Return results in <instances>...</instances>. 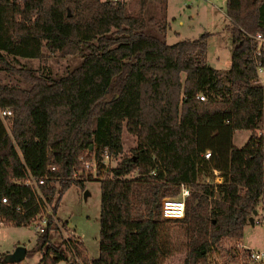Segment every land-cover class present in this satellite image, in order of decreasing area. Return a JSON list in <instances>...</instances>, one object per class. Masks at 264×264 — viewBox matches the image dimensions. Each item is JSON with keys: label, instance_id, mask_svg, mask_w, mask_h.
<instances>
[{"label": "trees", "instance_id": "trees-1", "mask_svg": "<svg viewBox=\"0 0 264 264\" xmlns=\"http://www.w3.org/2000/svg\"><path fill=\"white\" fill-rule=\"evenodd\" d=\"M138 3L132 15L124 0H0V73L13 80H0V110L11 112L0 119V222L34 223L38 201L21 181L45 175L39 191L52 217L24 255L36 264H161L172 224L184 239L183 264H208L211 252L229 255L225 242L237 244L258 205L264 211V87L255 77L264 42L255 55L254 41L264 34V0L224 1L225 71L207 62V33L166 43L165 0ZM75 54L62 75L48 69L49 56ZM244 130L248 140L234 147V132ZM123 132L135 140L128 154ZM91 160L100 188L121 195L120 223L99 235L95 259L53 224L65 191L84 190L86 179L72 174ZM180 185L188 189L183 218L165 220L160 201Z\"/></svg>", "mask_w": 264, "mask_h": 264}, {"label": "rangeland", "instance_id": "rangeland-1", "mask_svg": "<svg viewBox=\"0 0 264 264\" xmlns=\"http://www.w3.org/2000/svg\"><path fill=\"white\" fill-rule=\"evenodd\" d=\"M157 2V0H147ZM139 0H125L127 11L136 15L139 11ZM166 18L169 28L165 33L167 44H173L182 40H194L201 34L210 32L213 34L207 39L206 59L211 67H215L214 60L220 56L223 60L229 59V34L226 30L227 19L224 15L223 0H165ZM79 55L60 58L56 55L48 57L47 67L56 76H60L68 68L73 67L79 61ZM229 61V60H228ZM37 67L36 61H31ZM0 80L3 83L13 82L5 74L0 73ZM264 127V113L263 123ZM263 134L264 132L260 129ZM249 138L248 131H240L235 134L233 146L241 148ZM134 138L125 132L122 133V149L128 154L134 146ZM109 165H112L111 161ZM77 174H82L84 190L70 187L62 195L57 213L56 228L63 239L73 238L83 245V254L87 259H95L99 255L98 238L101 231L107 232L110 228L118 225L121 219L120 197L111 190H102L99 186L104 176H93L87 178L83 175L82 168ZM90 171V170H89ZM90 173V172H89ZM88 173V174H89ZM89 179V180H88ZM88 180V181H87ZM84 193H87L84 196ZM105 202V203H104ZM104 203V204H103ZM261 208H257V217ZM255 218V217H253ZM55 223V222H54ZM37 220L26 227H5L0 225V261L9 263L10 255L16 248H30L34 243V230ZM104 224V226H102ZM55 226V224H54ZM58 226V227H57ZM170 249L168 256L161 264H183L185 257V243L177 225H171ZM241 243L236 244L234 240L225 242V249L228 254L211 252L207 254L208 264H264V224H253L250 227L246 224ZM249 250H246V249ZM261 254L258 261H250L249 253ZM110 256V251L104 252ZM78 261V260H77ZM19 263V262H18ZM15 262V264H18ZM21 264H36L34 258L20 261ZM73 259L68 258L57 264H72Z\"/></svg>", "mask_w": 264, "mask_h": 264}, {"label": "built area", "instance_id": "built-area-1", "mask_svg": "<svg viewBox=\"0 0 264 264\" xmlns=\"http://www.w3.org/2000/svg\"><path fill=\"white\" fill-rule=\"evenodd\" d=\"M191 1H196V0H191ZM254 41L256 42V46H257L256 50H255V55H259L258 47H259L260 43L264 42V34L256 33L254 36ZM255 77H256V84L260 87H264V66L260 65L258 62L256 63V66H255ZM197 99L199 101L204 100L203 96H200V95L197 96ZM9 117H11V112L9 110H0V119L2 121L6 118H9ZM202 158L204 160H208L209 159V153L205 152L202 155ZM101 164L105 168L108 165V155L106 153H104V155H103V159L101 161ZM48 170H49V172H53L54 168L48 167ZM79 171L81 172V170H79ZM82 171L84 172L83 175L86 178L90 174H92L94 176L95 175L94 174L95 173V161L91 160L89 162L83 163ZM77 172H78V170L72 174V178L78 179V180H84L82 178V174L80 173L78 175ZM212 175L214 177L212 183L213 184L220 183L221 179H220V177H218V172H216L215 170H212ZM46 180H47V178L44 175V176L39 177V178H33V177L28 176L26 179L21 181V183H23L24 185H26L29 188L34 190L35 195H36V200L38 201L39 213L36 217L37 224L34 228L36 233H41L47 225L48 217H52L50 207L46 203V200L43 197V195L41 194V192L39 191V187L43 186L45 184ZM205 182L209 183L210 181H209V179H205ZM187 195H188V189L185 186L180 185L179 186V192L176 196L162 198L160 201V215H161V217L165 220H170V221L182 219L183 215H184V199L187 197ZM2 202H5V200H2ZM16 210H18V209H16ZM256 215L254 216L255 218H253V220H252V224H259V223L264 224V211L261 210L258 217ZM53 224H55V227H56L57 224H56V221H54V219H53ZM0 225H2L1 222H0ZM248 256H249L250 261H252V262L258 261L261 259V254L255 253V252H250ZM77 262L78 261L75 258V259H73L72 264H75Z\"/></svg>", "mask_w": 264, "mask_h": 264}, {"label": "crops", "instance_id": "crops-1", "mask_svg": "<svg viewBox=\"0 0 264 264\" xmlns=\"http://www.w3.org/2000/svg\"><path fill=\"white\" fill-rule=\"evenodd\" d=\"M124 1H125V0H124ZM224 1H225V0H223V4H224ZM165 20H166V24H167V28H166V30H167V29L169 28V23H168L167 18H166V9H165ZM228 25H229V22H228V20H227V25H226V27H228ZM226 30H227V28H226ZM206 33L208 34V37H210V36L213 35V34H211L210 32H206ZM208 37H207V39H208ZM227 41H228V43L230 44V45H229V48H228L229 56H230V51H231L230 37H228V40H227ZM228 60H229L228 58L223 60L220 56H218V57H216L215 60H214L215 67H212V68H213V69H216V70H218V71H225V70L228 69L229 64H230ZM260 129L264 132V127H263L262 125H261V128H260ZM238 132H240V131H236V132H234L233 137H232V142H233V139H234L235 134L238 133ZM117 196L121 198V195L117 194ZM104 203H105V202H104ZM104 203H103V204H104ZM257 208H261V206L258 205V206L256 207V209H255L256 214H257ZM253 217H254V216H253ZM253 217H252V220H253ZM246 224H248V223H246ZM249 225H250V227L253 226V224H251V223H249ZM102 226H104V224H102ZM245 226H246V225H245ZM245 226H244V228H245ZM244 228H243V230H244ZM104 230H105V229H103V231H101V234L105 233ZM241 239H242V238H241ZM241 239H240L239 241H237V243H239L240 245H242V243H241ZM242 247L244 248L243 245H242ZM245 249H246V248H245ZM246 250H249V249H246ZM18 264H21V263L19 262Z\"/></svg>", "mask_w": 264, "mask_h": 264}, {"label": "water", "instance_id": "water-1", "mask_svg": "<svg viewBox=\"0 0 264 264\" xmlns=\"http://www.w3.org/2000/svg\"><path fill=\"white\" fill-rule=\"evenodd\" d=\"M89 149H91L89 147ZM87 193H84V196H86ZM256 215V211H252L251 216L247 219V223H251L252 224V217ZM25 255V249L24 248H16L13 253L10 255V258L15 261V262H20L22 261V259L24 258Z\"/></svg>", "mask_w": 264, "mask_h": 264}]
</instances>
